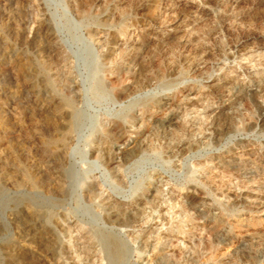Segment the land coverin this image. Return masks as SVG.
Here are the masks:
<instances>
[{"label": "rangeland", "instance_id": "rangeland-1", "mask_svg": "<svg viewBox=\"0 0 264 264\" xmlns=\"http://www.w3.org/2000/svg\"><path fill=\"white\" fill-rule=\"evenodd\" d=\"M263 108L264 0H0V264H264Z\"/></svg>", "mask_w": 264, "mask_h": 264}, {"label": "bare ground", "instance_id": "bare-ground-1", "mask_svg": "<svg viewBox=\"0 0 264 264\" xmlns=\"http://www.w3.org/2000/svg\"><path fill=\"white\" fill-rule=\"evenodd\" d=\"M5 14V13H4ZM6 27H8V26H6ZM3 28H5V26L3 27ZM9 29H11V28H9ZM8 30V29H7ZM47 37V36H46ZM38 38V37H37ZM37 40V39H36ZM41 43V42H40ZM38 46H39V44H37ZM42 48V47H41ZM210 55H212V54H210ZM27 71H29V68H27ZM31 72V71H30ZM36 73V72H35ZM159 74V73H158ZM28 75V74H27ZM27 75H25V79H26V82H27V84H28V86L31 88H33L34 87V84L32 83V82H30V78L29 77H27ZM158 76V75H157ZM159 77V76H158ZM34 79V78H33ZM227 83V82H226ZM223 84V83H222ZM225 86L224 85H222V86H216L215 88V90L217 91V92H221L222 90H223V88H224ZM29 88V89H30ZM226 88V87H225ZM250 89V88H249ZM224 91V90H223ZM230 91V90H229ZM33 92V91H32ZM250 92V91H249ZM257 92V91H256ZM217 95V94H216ZM255 95V94H254ZM259 106V105H258ZM41 107V106H40ZM41 109H43V108H41ZM40 109V110H41ZM264 109V108H263ZM1 110V109H0ZM45 115H46V117H47V120H54L53 122H56V120H57V118H59V116L62 114V110H55V111H51V110H49L48 108H44L43 109V111H42ZM212 115V114H211ZM215 115V114H214ZM262 115V114H261ZM43 116V115H42ZM228 116V115H227ZM227 116H225L223 113H220L219 114V116H218V124L219 125H221V123L222 124H224V126L226 125V126H230V125H232L231 123V119L229 118V117H227ZM263 120H264V114H263ZM173 119V118H172ZM46 120V119H45ZM5 121V120H4ZM14 124L17 126V127H19V128H24L25 126H24V124H23V121L24 120H21L20 118H14ZM29 122H31L32 124H36L37 125V119L35 118V117H32L31 119H30V121ZM213 123V122H212ZM1 125V124H0ZM215 125V124H214ZM3 126H5L4 124H3ZM24 126V127H23ZM53 126H54V130L57 128V126H55V124H53ZM73 126V117H72V115L70 116V120H69V126H68V128H71ZM223 126V127H224ZM67 127V126H66ZM36 128V127H35ZM232 128V127H231ZM1 129H2V127H0V131H1ZM7 129V128H6ZM225 129V128H224ZM227 129V128H226ZM3 130V129H2ZM219 130V129H218ZM228 130V129H227ZM107 131V129L104 131V132H106ZM3 132V131H2ZM2 132H1V134H2ZM221 133V132H220ZM4 134V133H3ZM8 135V134H7ZM16 137V136H15ZM3 144H4V141H0V161L1 160H3V155H2V146H3ZM7 146V145H6ZM137 146V145H136ZM135 147V146H134ZM5 150V149H4ZM3 150V151H4ZM54 151V150H53ZM5 152V151H4ZM3 152V153H4ZM7 152H8V150H7ZM126 153V152H125ZM129 153V152H128ZM132 153H133V151H132ZM127 155V154H126ZM131 155V154H130ZM123 156V155H122ZM8 157H10V155L8 156ZM13 158V157H12ZM122 158H125V157H122ZM127 158V157H126ZM11 160V159H10ZM4 161V160H3ZM1 163V162H0ZM3 165V164H2ZM5 166H6V163H5ZM10 166V165H9ZM20 166V165H19ZM10 168V167H9ZM4 169V168H3ZM6 169H8V167L6 168ZM13 170H14V172L15 173H17L19 170H20V168L17 166V168H13ZM0 171H2L1 170V167H0ZM11 171V170H10ZM15 175V174H14ZM11 176V175H10ZM16 176V175H15ZM21 176H23V175H21ZM24 177V176H23ZM27 178V177H26ZM12 179V178H11ZM11 179L9 180V181H11ZM26 181V180H25ZM21 182V181H20ZM27 183V182H26ZM29 185V184H28ZM33 186H35V181H34V183H33ZM249 196V195H248ZM247 196V197H248ZM240 197V196H239ZM241 198V197H240ZM239 198V199H240ZM187 201H189L190 202V204L191 205H196L197 204V199H196V197L195 196H193V195H188L187 196ZM238 199V198H237ZM243 200V199H242ZM241 201V200H240ZM248 201V200H247ZM200 202V201H199ZM245 202V201H244ZM246 204V203H245ZM197 207V206H196ZM26 211H27V209H26ZM200 212V211H199ZM28 213V212H27ZM26 213V214H27ZM28 215V214H27ZM26 219V218H25ZM18 220V219H17ZM25 221V220H24ZM31 221V220H30ZM25 224V223H24ZM244 224V223H243ZM27 226V225H26ZM234 226V225H233ZM245 226V225H244ZM28 227V226H27ZM29 234V233H28ZM255 236H256V234H254ZM260 236V235H259ZM52 240V239H51ZM36 242V241H35ZM47 242V241H46ZM26 244V243H25ZM47 245V244H46ZM49 245V244H48ZM108 245H109V249H110V253H111V256H112V258L114 259V260H116V262L118 261V260H122L121 258L123 257V255H124V248H123V246L117 241V240H115V239H112V238H110L109 240H108ZM28 246V245H27ZM33 247V246H32ZM45 247V246H44ZM38 248V247H37ZM41 248V247H40ZM10 249V248H9ZM14 249V248H13ZM44 249V248H43ZM48 250H51V249H48ZM47 250V251H48ZM10 251V250H9ZM45 252V251H44ZM36 255H38V253H37V251L36 250H34L33 248H29V247H25V248H23V249H21V250H19V251H17V252H15V253H12V254H10L8 257H10V264H32V257H36ZM43 255V254H42ZM45 256V255H44ZM36 259V258H35ZM39 260H40V258H39ZM38 260V261H39ZM34 262V261H33ZM46 262V261H45ZM41 263V262H40ZM50 263V262H49Z\"/></svg>", "mask_w": 264, "mask_h": 264}]
</instances>
